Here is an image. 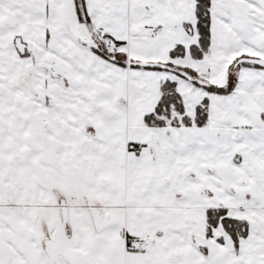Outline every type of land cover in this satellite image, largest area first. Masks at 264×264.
I'll return each instance as SVG.
<instances>
[{"label":"snow or ice","instance_id":"6c2138e0","mask_svg":"<svg viewBox=\"0 0 264 264\" xmlns=\"http://www.w3.org/2000/svg\"><path fill=\"white\" fill-rule=\"evenodd\" d=\"M0 264H264V0H0Z\"/></svg>","mask_w":264,"mask_h":264}]
</instances>
